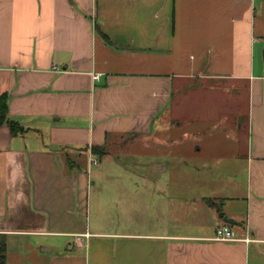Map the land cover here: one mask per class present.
Instances as JSON below:
<instances>
[{
  "label": "crops",
  "instance_id": "crops-1",
  "mask_svg": "<svg viewBox=\"0 0 264 264\" xmlns=\"http://www.w3.org/2000/svg\"><path fill=\"white\" fill-rule=\"evenodd\" d=\"M3 96L25 132L0 126V234L29 264H264V0H0ZM166 124L196 187L158 192L169 161L105 180Z\"/></svg>",
  "mask_w": 264,
  "mask_h": 264
},
{
  "label": "rangeland",
  "instance_id": "rangeland-1",
  "mask_svg": "<svg viewBox=\"0 0 264 264\" xmlns=\"http://www.w3.org/2000/svg\"><path fill=\"white\" fill-rule=\"evenodd\" d=\"M157 126L155 128V130L158 129ZM185 133V131H184ZM183 130L181 132L180 131H173L170 135L172 137V144L170 143V146L167 147V124L165 125V132L163 133V135L160 139L163 140V144L165 146H158V143L155 140H151L150 148L149 149H145V147L141 146L138 147L136 149H134V151H126L125 153H120V154H116V153H111L109 154V160L107 161V163L109 164H120L123 167L128 169L123 171H119V172H114V173H107L105 176V180L106 181H114V180H119V181H139V182H143L146 178L143 176L144 174H148V171H144L142 166L143 165H149L152 162H166L169 161L171 164L170 170L166 171L165 173L161 174V175H151V179L150 180H157L160 181L161 183H159L156 186V189L158 192H168L167 189V182L169 181L170 183H172L171 185L174 186H178V189L176 190H181L179 188H181V186L179 185L180 182H188L189 184L194 185L196 187V182L199 180V174L198 172L194 171V168H192V166H184L187 163H184L182 157L178 156V155H173L174 151H176V149L180 148L181 144L187 143L188 145H195L197 139L195 137H190L189 140L187 139H182L183 137ZM165 134V135H164ZM164 137V138H163ZM170 153L171 155L169 157H167V153ZM161 154V155H160ZM159 156V157H158ZM166 157V158H165ZM103 163V162H102ZM189 164V163H188ZM140 166V167H137ZM184 166V167H183ZM97 169V168H96ZM204 175H208L209 178L213 179V177H215V175H220L219 173H204ZM222 179V178H221ZM227 179L226 176L223 177L222 181L225 182ZM93 181L96 182V184L94 185L93 188V197H92V203H93V210H92V222L94 223L95 221L99 220L98 216H96L97 213H95V206H97L100 202V199L98 197H96V192H98L100 190V184L99 182V177L96 176L95 174L93 175ZM98 183V184H97ZM165 185H164V184ZM170 188V191L172 192V190H174L175 188ZM143 190H146L145 187H143ZM168 194V193H167ZM176 208L178 207V204L175 205ZM98 215V214H97ZM167 215V213H166ZM157 217V216H155ZM112 221H116V220H112ZM156 221H158V218H156ZM164 224V226H167V217L165 221H162ZM167 228V227H166ZM45 240V239H42ZM39 240V241H42ZM45 241L49 242V243H53L52 240L50 239H46ZM36 240H34V238H26V237H12L11 241H9L8 247H9V263L10 264H29L30 261L32 259H30L31 255L33 254V249L30 248V246H33L34 244H36Z\"/></svg>",
  "mask_w": 264,
  "mask_h": 264
},
{
  "label": "trees",
  "instance_id": "trees-1",
  "mask_svg": "<svg viewBox=\"0 0 264 264\" xmlns=\"http://www.w3.org/2000/svg\"><path fill=\"white\" fill-rule=\"evenodd\" d=\"M4 124H8L13 135H18L25 132L23 127L10 119L8 102L5 96L0 99V126ZM93 151L98 155L104 154V149L102 148H95ZM7 244L8 242L6 235L0 234V264H7Z\"/></svg>",
  "mask_w": 264,
  "mask_h": 264
},
{
  "label": "built area",
  "instance_id": "built-area-1",
  "mask_svg": "<svg viewBox=\"0 0 264 264\" xmlns=\"http://www.w3.org/2000/svg\"><path fill=\"white\" fill-rule=\"evenodd\" d=\"M53 71L55 72H61L62 70L58 67V66H54L53 67ZM100 78V74H96L94 76V79L95 80H99ZM93 164H97V161L96 160H91ZM214 240L216 241H222V242H230V241H236L238 239H236L234 236H233V233L230 229L229 226L223 224L221 226H219L217 228V231H216V236L214 238Z\"/></svg>",
  "mask_w": 264,
  "mask_h": 264
},
{
  "label": "water",
  "instance_id": "water-1",
  "mask_svg": "<svg viewBox=\"0 0 264 264\" xmlns=\"http://www.w3.org/2000/svg\"><path fill=\"white\" fill-rule=\"evenodd\" d=\"M221 217H223L222 214H221ZM223 220L225 223H231V221L227 217H223Z\"/></svg>",
  "mask_w": 264,
  "mask_h": 264
}]
</instances>
